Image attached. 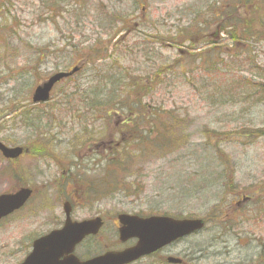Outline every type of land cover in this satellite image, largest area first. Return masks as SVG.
I'll return each mask as SVG.
<instances>
[{
  "label": "rangeland",
  "instance_id": "rangeland-1",
  "mask_svg": "<svg viewBox=\"0 0 264 264\" xmlns=\"http://www.w3.org/2000/svg\"><path fill=\"white\" fill-rule=\"evenodd\" d=\"M75 1L0 0V140L9 146H30L39 139L48 148L46 152L51 153L54 147L66 160L60 164L55 153L48 161L29 153L21 159L19 171L16 163L0 155V194L16 190L25 180L37 186L35 203L49 202L45 209L38 205L42 216L34 217L32 224L26 220L21 223L19 216L9 219L5 226L0 224V264L18 261L7 247L17 230L48 228L41 224L48 217L61 222V204L66 199L78 203L76 218L100 215L107 221L103 229L108 231L116 230L118 213L203 218L205 228L173 249L187 264H264V138H246L236 131L264 124V25L255 27L259 32L256 41H248L243 30L235 31L237 39L233 41L227 33L232 30L231 21L217 16L219 12L222 16L236 13L239 23L264 21V0ZM249 6L254 9L245 11ZM197 13H201L197 16L201 22L191 42L174 43L177 33L183 38L191 32L185 27ZM124 17L132 21L127 28L117 21ZM206 22L211 24L209 28ZM223 26L227 32H220ZM155 37L167 40L163 48ZM144 41L150 44L143 45ZM94 45L101 50L110 48L112 57L95 64L88 62L87 49ZM207 45L215 48L207 52L208 56ZM196 48L200 49L193 50ZM175 58L179 66L166 74V83L156 85L146 78L157 74L161 62ZM201 58L224 61L219 89H227L221 95L211 98L212 90L202 86L201 77L208 70L214 72L209 75L216 80V68ZM74 66H82L74 80L59 83L49 103L35 108V87L52 74ZM105 70L108 81L111 74L117 80L123 71L137 77L140 85H154L146 101L155 107L174 108L184 120L183 144L171 143L152 151L138 164L134 158L127 159L126 178L117 162L109 164L107 158L121 141L119 128L124 119L115 110L103 117L89 113L87 102H82L84 91L100 80ZM256 83L258 88L252 89ZM254 91L262 102L252 103ZM57 101L59 109L54 116L50 109ZM66 105L75 108L72 115L66 113ZM30 109L34 114L44 110L47 117L29 126L19 115L14 118L9 113ZM59 122L66 126L62 128ZM206 127L209 134L203 133ZM100 130L107 134L104 142H90L89 148V135ZM56 165L71 170L70 178L78 184L57 190L41 183L47 176L57 177ZM77 188L82 190L80 200L73 194ZM191 256L198 259L191 263Z\"/></svg>",
  "mask_w": 264,
  "mask_h": 264
},
{
  "label": "trees",
  "instance_id": "trees-1",
  "mask_svg": "<svg viewBox=\"0 0 264 264\" xmlns=\"http://www.w3.org/2000/svg\"><path fill=\"white\" fill-rule=\"evenodd\" d=\"M253 1V0H251ZM75 3L76 1L73 0ZM57 3V2H56ZM80 3V2H78ZM251 5V3H248ZM238 7V6H237ZM230 9V8H229ZM253 7H246L245 11H252ZM53 13V12H52ZM203 13V12H202ZM226 13V12H225ZM60 14V12H59ZM194 17L190 23L189 26H186L185 28L187 30H191L189 34L186 35L183 38H180L176 36L173 38L174 43H185L186 41H190L191 37L194 35L195 28L198 26V24L201 22L200 17ZM223 13L217 14L218 17H222L226 21H231L230 24L232 25V30L226 31V27L223 26L220 28L221 31L227 32L228 36L231 40L235 41L237 39L236 32L238 30H243L242 34H244V37H246L249 40L254 39L256 41V38L259 34L258 31H255V27L257 25H264V21H259L257 19L256 23L245 21L244 18L241 19L243 22L239 23L240 19H236L237 14H224ZM231 18V19H230ZM198 19V21H197ZM121 21L123 25L127 28L129 24L132 23V21L127 20L125 17L123 19L117 20ZM206 22L207 28L210 27V23ZM184 27V26H183ZM112 30H114L112 26ZM180 30H184V28H180ZM236 31V32H235ZM183 35V36H184ZM156 42L159 44L160 49L163 48L165 40L164 37H155ZM246 41V40H245ZM191 42V41H190ZM102 43V42H101ZM154 43V42H153ZM144 44H150L147 43V41L143 42ZM152 44V43H151ZM112 45V44H111ZM149 47V46H148ZM114 49L117 48V46L113 47ZM150 48V47H149ZM151 49V48H150ZM205 54L208 56L207 52L211 50H215V48H211L210 45L206 46ZM193 50H197L193 49ZM150 50H147V53H149ZM194 52V51H193ZM87 60L88 62L96 63L99 60L106 61L107 59L112 57V52H110V48H104L103 50L99 49L98 46L94 45V47H88L87 49ZM194 54V53H193ZM152 57V55L150 56ZM209 58V57H207ZM201 58L200 60L203 62L205 61L206 65H211L213 68H216L215 72V78L216 80L209 75L210 70L207 71L206 75L204 77H201L204 80L203 87H208L212 90L209 93H211V98L214 97L217 94H222L227 87H222L223 91L219 89L220 84L222 82V68L224 67L225 63L221 59L220 61H212L211 59L205 60ZM115 60H113L111 63H113ZM168 63H162L158 67V72L154 76L148 75L146 78L150 82L157 83H166V74L175 71L177 67L179 66V60L177 58L173 60H167ZM113 68H110L112 70ZM219 71V72H218ZM81 72V70L79 71ZM78 72V73H79ZM76 73V74H78ZM106 70L104 72V75H100V80L96 81V83L93 86L88 87L84 92L86 96L83 93V100L82 102H87V110L89 113H99L102 117L104 114H109V111L115 110L116 113H120L121 117L124 119L123 123L120 125L119 130L121 132L122 138L121 141H118L117 146L113 147L111 153L108 154L109 164H114L117 162V167L119 171L123 174V177L126 178L128 173H123L128 171V165H127V159L134 158L135 163L138 164L140 161L139 159L142 158V156H145L146 154L152 153V151L158 150L163 148L164 146L169 147V144H183V138L185 137L183 135V118L181 113H179L178 110L171 108V107H155L154 105H151V101H146L147 98L149 99V96L153 93V90L155 86H149V84H143L140 85L138 83V78L135 76H130V73L127 72H121L118 73L117 80H114L113 76L111 74L110 80L108 81L109 74H105ZM162 73L165 74V76H162ZM214 73V72H213ZM211 73V74H213ZM185 79L187 80V83L192 86L191 79L186 77V73H184ZM75 75H72L71 77H68L62 82H71L74 80ZM221 77V78H220ZM195 78H200L195 76ZM206 78V79H204ZM220 78V80H219ZM116 85V87H115ZM246 86V84H244ZM193 87V86H192ZM253 88H258V84H253ZM109 91V94H106ZM118 93V94H117ZM220 94V95H221ZM264 94V93H263ZM208 95V94H207ZM219 95V96H220ZM252 95V96H251ZM250 97L256 96V99H253V104H257L262 102V99H259L258 91H254ZM67 98H69V94L65 95ZM71 96V95H70ZM134 96V100L131 101V98ZM248 96V95H247ZM107 97V98H106ZM49 102L40 104H48ZM72 101L70 100V105ZM59 102H55V105L51 106V113L52 115L56 116L55 110H58L57 108ZM70 105H66V113L75 112L74 109ZM39 105H37L35 108H37ZM255 106V105H252ZM33 108V109H35ZM61 108V107H60ZM137 109V111H135ZM39 111V110H36ZM33 112V110H26L24 112L17 113L16 110L9 111V113L14 114V118L18 117V115L21 117V121L24 122L25 125L34 126L36 120H40L42 118H46L47 115L44 113L45 111L42 110L39 114L32 113V116H28V113ZM94 117H98L96 115H93ZM56 120V117H54ZM16 121V119H14ZM57 121V120H56ZM131 125L132 123H134ZM60 126L63 128L66 126V123L59 122ZM123 125V126H122ZM122 126V127H121ZM149 126V129H145ZM84 128V127H83ZM238 131L242 136H245L246 138H249L250 136L257 138H264V124H262L259 127L252 128L250 126L242 127ZM89 132V131H88ZM119 132V133H120ZM203 133L209 134L210 130L206 127L203 130ZM177 134L181 135L178 136ZM107 134H104L103 130H100L98 133L94 132L89 135L88 139L86 140L87 144L90 146V142L95 141H103L105 140V136ZM176 135V137H175ZM39 140V139H37ZM34 141L33 144L28 145L29 149L31 151L36 152H42L48 150L42 143L38 144V142ZM92 140V141H89ZM89 141V142H88ZM39 142H41L39 140ZM85 144V142H84ZM92 145V144H91ZM91 148V146L89 147ZM221 160L222 158L219 157ZM120 165V166H119ZM264 206V201H263ZM264 209V208H263ZM264 211V210H263ZM262 211V212H263ZM261 212V211H260ZM261 212V213H262Z\"/></svg>",
  "mask_w": 264,
  "mask_h": 264
},
{
  "label": "flooded vegetation",
  "instance_id": "flooded-vegetation-1",
  "mask_svg": "<svg viewBox=\"0 0 264 264\" xmlns=\"http://www.w3.org/2000/svg\"><path fill=\"white\" fill-rule=\"evenodd\" d=\"M33 141H35V139ZM52 150L53 151L51 153L46 151L39 153L34 150L31 151L25 147L23 154L15 161V163L18 165V167H20V171L22 167L20 161L25 155L29 153L31 156L34 155L35 157L39 155L40 157H43L41 159L48 161L50 157H55L51 156L55 153L59 163L64 164L66 160L58 156L56 153L57 149H54L53 147ZM54 167L58 171V175L54 178L47 176L45 178V182H41L44 183L46 187H54L55 189L59 190V188L62 189V187L71 188V186H76L78 184L77 181L70 178L71 170L67 168L63 169L58 165ZM23 170L24 169H22V171ZM22 173L20 174L22 175ZM40 173L41 171L39 174ZM51 181L53 182L51 183ZM51 184L53 185L51 186ZM36 187L37 186L33 182H25L24 180L16 190L11 191L15 192L21 188H29L32 190V194L22 207L1 219V225L5 226L6 223L9 222V219L14 216H19L21 223L26 220L31 222V224L33 223L34 217L37 218L39 214L42 216V214L38 212L37 207L38 205H41V209H45L44 205H47L49 202L38 204L33 201L37 193ZM73 194L78 200L82 198V190L80 188L73 190ZM66 204H68L70 208V218L72 222L78 223L94 218H76L74 216L75 205L78 203L75 202V200L73 201L72 199H66L61 204L63 211V214L61 212V222H59V219L58 222H56L54 218L51 219V217H48L47 221H43L41 223L47 224L48 228L39 229L40 231L35 229L17 230L14 240L7 241V247L10 252L13 254V256L19 257L15 264H86L92 260L103 258V256L108 254H112L114 256L113 260L110 262H102L100 264H187L184 258L179 255L180 252H175L173 249L179 247L184 240L191 237L193 234L179 237L178 239L164 245L150 246L148 249L147 247L141 248V239L138 236L135 234L131 236H125V234L122 233L120 229L122 224L119 220V214L116 215V221H114L116 230L113 231L103 229L107 221L102 216L103 222L100 229L90 230L89 232L63 230L66 225V220L68 219L65 209ZM138 215L141 217H148L156 214ZM94 248L95 250H93ZM190 258H192L190 260L191 263L198 259L193 256Z\"/></svg>",
  "mask_w": 264,
  "mask_h": 264
},
{
  "label": "water",
  "instance_id": "water-1",
  "mask_svg": "<svg viewBox=\"0 0 264 264\" xmlns=\"http://www.w3.org/2000/svg\"><path fill=\"white\" fill-rule=\"evenodd\" d=\"M78 70L75 67L70 72L61 71L52 75L48 80L38 85L33 93L34 102H45L50 98V92L58 81L71 76ZM0 150L7 158H16L23 153L24 148L21 146L8 147L0 141ZM32 190L22 188L14 193L0 194V219L16 209L23 206L31 195ZM68 219L63 230H76L81 232H89L97 230L100 227L101 219L87 220L81 223H75L70 218V208L68 204L65 206ZM120 221L124 224L122 232L125 236L135 234L141 239V248L147 249L150 246H160L167 244L179 237L185 236L204 227V220L201 218H183L176 219L168 216H152L150 218H140L128 214H121ZM114 256L108 254L103 258L92 260L86 264H100L102 262L112 261Z\"/></svg>",
  "mask_w": 264,
  "mask_h": 264
}]
</instances>
